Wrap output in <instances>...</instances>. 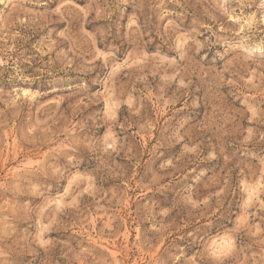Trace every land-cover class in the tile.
Listing matches in <instances>:
<instances>
[{"label":"rangeland","instance_id":"obj_1","mask_svg":"<svg viewBox=\"0 0 264 264\" xmlns=\"http://www.w3.org/2000/svg\"><path fill=\"white\" fill-rule=\"evenodd\" d=\"M0 264H264V0H0Z\"/></svg>","mask_w":264,"mask_h":264}]
</instances>
